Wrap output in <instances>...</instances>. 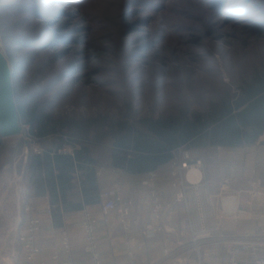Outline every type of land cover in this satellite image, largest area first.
I'll return each mask as SVG.
<instances>
[{"label": "trees", "instance_id": "1", "mask_svg": "<svg viewBox=\"0 0 264 264\" xmlns=\"http://www.w3.org/2000/svg\"><path fill=\"white\" fill-rule=\"evenodd\" d=\"M183 3L195 6L209 31L236 25L248 13L246 36L264 39V0H0V34L13 58L20 121L43 148L29 151L26 168L32 186L48 188L55 216L101 202L102 167L144 175L168 167L179 147L264 146V40L248 50L238 48L239 77L232 84L223 79L216 87L202 84L196 102L195 90L188 92L184 79L176 78L192 69H170L173 93L160 84L168 74L160 63L148 71L137 62L139 56L160 58L158 45L188 31L178 19ZM60 22L61 29H53ZM111 31L114 43L95 51ZM100 54L106 61L92 67ZM30 66L34 78L27 75ZM157 89L164 93L140 112L136 100ZM164 94L173 99L170 112L161 108ZM68 103L89 111L63 114ZM68 146L73 153L62 151ZM6 150L0 136V172Z\"/></svg>", "mask_w": 264, "mask_h": 264}, {"label": "crops", "instance_id": "2", "mask_svg": "<svg viewBox=\"0 0 264 264\" xmlns=\"http://www.w3.org/2000/svg\"><path fill=\"white\" fill-rule=\"evenodd\" d=\"M264 140V136L260 141ZM26 148V147H25ZM67 153H73L72 147H67ZM213 150L214 157L228 156L230 161L225 162L224 179H232L226 191L220 190L218 182L210 186L211 195L227 196L234 194L236 190H243L242 201L237 205L234 212L228 211L221 206L219 211H224L226 215H239L248 217L240 223L246 227L239 230H232L223 235H217L214 229L207 235H201L200 242L202 248L198 251L192 240L193 231L191 228L185 229L181 223L179 209L186 208L185 202L175 201V190L168 179L167 166L158 170V177L155 180L156 190L160 200L165 204L171 202L168 214L175 213V226L170 230H163L151 238L143 237L137 228L136 222L145 212L144 200L147 194L149 214L156 215L152 203V193L150 187L142 184L144 175H130L122 169L113 167H102L98 171L101 192L110 188L115 181L123 183V199L133 200L135 209L131 214L130 231L135 237V241L128 248L125 244V230L118 220V215L112 211L108 218L102 212V203L85 205L76 211L63 212L56 216L52 212V203L49 190L44 186L34 187L31 184L30 176L26 168L27 155L22 149L18 157L7 161L2 165H10L11 171L24 175L25 188L29 202L34 206V211L28 213L18 205L15 189L7 190V194L0 195V264H11L10 257L13 253L25 260V253L19 242L18 236L23 229L24 221L30 217L40 220L41 229L38 237V244L43 248L38 259L39 264H58L60 262H71L72 264H91L89 253L85 250L86 235L81 227L78 231H71L74 226L83 218L84 209H89L97 219L96 237L102 264H130L129 253L131 250L136 259V264H215L220 260L222 252V240L224 237H245L247 235H258L264 233V146L256 144L249 147L234 149H224L221 147L208 148ZM63 151V149H62ZM205 165L202 169L203 177L208 182L210 160L206 156V149H203ZM215 161V160H214ZM215 163V162H214ZM14 167V168H13ZM235 167V171L231 170ZM231 181V180H230ZM260 189L262 194L257 198H252L248 191ZM77 200L81 197L80 190L76 189ZM198 193V192H197ZM197 197V196H196ZM205 199V198H204ZM197 202V201H196ZM194 203V205L196 204ZM165 209V208H164ZM164 209L161 215H164ZM204 212H215L217 209L213 205L205 203ZM50 211V212H49ZM254 228V232L249 233L248 229ZM66 229L69 234L71 249L69 252L61 248L60 232ZM219 245V250H214ZM59 251V259L54 258L56 251ZM240 262L244 257L239 258Z\"/></svg>", "mask_w": 264, "mask_h": 264}, {"label": "built area", "instance_id": "3", "mask_svg": "<svg viewBox=\"0 0 264 264\" xmlns=\"http://www.w3.org/2000/svg\"><path fill=\"white\" fill-rule=\"evenodd\" d=\"M36 153H42L43 148L37 146L33 149ZM63 152H67V149H64ZM29 153V147H26L25 154ZM194 153H199L200 155H193ZM187 165L188 168H194L197 164L200 165V171H202L205 165V157L201 150L197 148H188V147H179L173 151V158L167 167L168 169V179L172 188L175 190V194H184V199L182 202L188 204V193H192V203L194 204L197 201L196 193H203L205 189L209 190V184L204 179L200 183H193L188 185L185 181V173L187 169L184 165ZM9 168L10 165L4 166L3 170L0 172V195H4L8 189L11 187L15 189L17 203L18 205L24 208L28 213L34 211V206L29 202V198L25 188L24 175L17 173L15 170L11 171ZM14 168V167H13ZM158 177V171H150L146 176L142 177V184L150 187L152 193V203L154 205V211L156 216H161V212L165 208V204L160 200L157 190L155 188V180ZM229 187L227 181H223L220 184V190L226 191ZM123 183L120 180L114 182V184L105 190L101 194L103 199L102 203V212L105 216V220L108 221V215L115 211L118 215V220L122 223L125 230V244L129 248L130 244L135 241L134 235H132L130 229V219L131 214L135 209V204L133 200L125 201L123 199ZM252 198L259 197L262 192L260 189H252L248 191ZM208 194L211 193L208 191ZM176 197V196H175ZM201 199H204L201 196ZM179 202V201H176ZM180 203V202H179ZM83 218L80 221L81 227L85 231L86 241H85V250L89 253L91 264H102L101 256L98 249V241L96 237V224L97 219L89 209L83 210ZM50 212V211H49ZM41 229L40 220L36 217H30L24 221L23 229L20 232L18 239L22 245L23 251L25 253V260H21L19 255L13 253L10 257L11 264H39L38 259L42 254L43 248L38 244V237ZM213 228H209L208 232ZM27 230V234H26ZM164 229L161 228V231ZM159 232L154 231L151 228L143 227L139 233L145 238H151L157 235ZM193 242L195 243V248L200 251L202 244L199 243L201 235L198 236L197 231H193ZM231 243L232 248L229 251L228 248L224 247L225 243ZM60 243L61 248L69 252L71 249V243L69 239V234L66 229H63L60 232ZM255 243L257 245L264 244V233L258 235H247L245 237H224L222 240V252L220 255V260L224 264H264V250L259 246L256 248L246 247V245ZM129 259L130 264H136V259L134 253L129 250ZM244 253V261L240 262L239 258L234 259L235 254ZM59 251L57 250L54 254L55 259H59ZM58 264H72L71 262H60Z\"/></svg>", "mask_w": 264, "mask_h": 264}, {"label": "rangeland", "instance_id": "4", "mask_svg": "<svg viewBox=\"0 0 264 264\" xmlns=\"http://www.w3.org/2000/svg\"><path fill=\"white\" fill-rule=\"evenodd\" d=\"M185 5V3H183ZM195 6H192L190 4L185 5V11L181 12L179 14L178 19L183 22L185 25L189 27L188 31L184 34L182 38L173 39L171 41H168L166 43H161L157 46V53L159 54L155 59H151V57H141L139 56L137 58V62H140L144 70H150L153 67V62L160 63L164 71L168 74L160 81V84L164 82V86L167 87V91H174L176 92V87H174V79L175 76L170 73V69L177 65L180 69H184L185 67H188L189 69H192V73L187 75L182 70L179 76H176V78L184 79L183 82L186 84L187 87H185V90H188V92L191 91V88H193V91L195 90L196 96L194 97L195 102L197 101V98L200 94L199 87L202 84L208 85L209 83L212 84L214 87H216L221 79L227 84L233 83V78H238L240 71L234 67L235 61L238 60L234 58L236 56V50L238 48L244 47L245 50H248L251 46H253L254 43L258 41H263L264 39L257 40L254 37H248L246 36L245 27L247 25L249 26L251 23L249 21L250 15L248 13L244 14V17L238 21L236 25H229L226 24L225 26L220 27V29L215 31H209L206 27V24L204 22V18H201V16L198 14L196 10H194ZM221 13H224V9H222ZM222 16H224L222 14ZM63 22V21H62ZM56 23L53 26V29L58 30L61 29L60 24ZM122 28H125L124 25H122ZM110 37L108 39H101L97 42L95 51H98L99 49H104L106 47L111 46L114 43V36L115 34L111 31ZM144 37L141 40V46L147 45L148 38L143 34ZM136 34L131 36L132 42L136 40ZM0 42L1 47L4 53L6 54L7 58L10 61L11 66L13 63V58L11 55L7 52L5 46L2 43L1 34H0ZM254 42V43H253ZM105 51V50H104ZM95 55V54H94ZM165 60H163V57ZM100 58H95V56L92 59V67L93 66H99L101 63H104V60H101V58L104 57V55L99 56ZM95 61H97V64H95ZM99 63V65H98ZM27 75L29 78H34V67H29L27 69ZM183 72V73H182ZM95 77V76H94ZM95 78H91V81ZM152 79H150L151 81ZM159 80V79H158ZM173 85V87H172ZM155 92V94H154ZM161 90L158 91H152L149 90V92L145 91L140 96L138 101V107L139 111L144 113L149 109L148 106H150V103L153 102V99L155 98V95L162 94ZM165 95V94H164ZM165 103L162 105V109L166 111H172L173 110V99L171 97H168L165 95ZM197 104H195L194 107H196ZM89 110L86 106H76L74 104H67L64 107L63 114L65 113H87ZM159 112H156V115ZM24 131L22 134L17 136H12L8 138H4V145L7 148L5 151L7 154V161L12 160L15 157H18L22 149H26L25 147H29V151L33 150L35 147L40 146V143L37 139H34L30 136L29 132V126L26 123H21ZM23 146V147H22ZM203 151V150H202ZM204 154V152H203ZM213 150L212 149H206V156L209 155L212 156ZM210 165L214 164V159L209 158ZM231 180V181H230ZM227 181L231 184L233 182L232 179H224L222 181H219V185L223 182Z\"/></svg>", "mask_w": 264, "mask_h": 264}, {"label": "clouds", "instance_id": "5", "mask_svg": "<svg viewBox=\"0 0 264 264\" xmlns=\"http://www.w3.org/2000/svg\"><path fill=\"white\" fill-rule=\"evenodd\" d=\"M193 155H200L199 153H194ZM207 158H211L215 160V163L210 166L209 169V176H208V184L210 186L215 185L219 179H224V172H225V162L230 161L231 157L228 156H221V157H211L209 155ZM184 167L187 169V172L185 173V181L188 185H191L193 183H200L203 181V173L200 171V165L197 164L194 168H188V166L185 164ZM231 170L235 171V167H233ZM7 194V193H5ZM197 196V202L194 205L192 203L191 197L192 193H188V204L186 208L179 209L180 216H181V223L182 226L185 229L191 228L192 230L197 231L198 236L203 234L207 235L209 234L208 229L213 228L215 234L217 235H223L225 233H228L232 230H239L241 228L246 227L245 225L241 224L240 222L242 220L248 219V217H243L239 215H226L224 211H219L221 206L226 207L228 211H233L237 207V205L242 201L243 197V190H236L234 194H230L227 196H216V195H209L208 190L205 189L204 192L196 193ZM201 196H203L205 199H201ZM184 199V194L180 193L177 194L175 197V201L182 202ZM148 198L147 194L144 200V206H145V212L142 217L138 218L136 222V227H148L153 229L156 232H159L161 228L164 230H170L172 227L175 226V220L174 216L175 213H172L171 215L168 214V209L172 206L171 202L167 203L165 209H164V215H161L157 217L154 214H149L146 209L148 207ZM208 203L213 205L217 211L215 212H204V204ZM262 226H264V221L261 222ZM81 223L78 222L73 229H70L71 231H78L81 228ZM249 233L251 234L254 232V228L248 229ZM27 234V230H26ZM259 246L262 250H264V244L257 245L255 243L246 245V247L256 248ZM219 245L216 246L214 250H219ZM224 247L228 248L229 251H231L232 244L231 243H225ZM246 254L240 253L235 254V258H242L245 257ZM215 264H224L223 261L218 260L215 262Z\"/></svg>", "mask_w": 264, "mask_h": 264}, {"label": "water", "instance_id": "6", "mask_svg": "<svg viewBox=\"0 0 264 264\" xmlns=\"http://www.w3.org/2000/svg\"><path fill=\"white\" fill-rule=\"evenodd\" d=\"M23 131L14 96L12 66L0 42V136L8 138Z\"/></svg>", "mask_w": 264, "mask_h": 264}]
</instances>
